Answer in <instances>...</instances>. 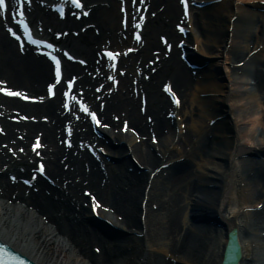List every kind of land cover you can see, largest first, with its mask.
<instances>
[{
  "label": "bare ground",
  "instance_id": "6f19581e",
  "mask_svg": "<svg viewBox=\"0 0 264 264\" xmlns=\"http://www.w3.org/2000/svg\"><path fill=\"white\" fill-rule=\"evenodd\" d=\"M27 1L25 16L78 57L62 62L61 77L74 80L72 94L98 126L60 106L62 79L52 98L9 99L0 90V242L36 264H221L233 233L234 264H264V0H204L185 35L172 28L185 21L178 0H84L73 10L90 11L83 20L57 18L54 0ZM14 3L0 9V88L37 97L53 68L34 49L19 50ZM135 22L143 37L125 54ZM177 39L188 46L187 65ZM103 43L115 49L114 72L96 54ZM162 79L178 104L156 90ZM167 111L181 117L178 132ZM98 145L120 162L102 168L88 153ZM36 160L47 182L28 175Z\"/></svg>",
  "mask_w": 264,
  "mask_h": 264
},
{
  "label": "snow or ice",
  "instance_id": "6c2138e0",
  "mask_svg": "<svg viewBox=\"0 0 264 264\" xmlns=\"http://www.w3.org/2000/svg\"><path fill=\"white\" fill-rule=\"evenodd\" d=\"M20 2V0H17V3H19ZM74 2H77V0H74ZM182 2L185 4V11H187V0H182ZM8 6H7V4H6V0H0V9H6ZM21 15H23V12H21ZM21 23H23V21H21ZM25 30L27 31V26H25ZM14 36L16 35V33L15 32H13L12 33ZM137 38H139V36L137 37ZM32 38H31V36L29 35V40H31ZM32 43H43V41H39V42H37V41H32ZM49 47L51 48L52 47V45H49ZM109 55H111V53H109ZM51 59L53 60V61H55L56 62V72H55V79L57 80V81H59V79H60V66H59V61L57 60V57L56 56H51ZM2 83H4L3 81H0V84H2ZM69 86H71V83H72V81L70 80L69 82ZM52 88H53V85H49L48 86V89H49V92L51 93V91H52ZM4 91H9L8 89H3ZM14 94H16V95H21V93H19V92H17V93H14ZM27 98V97H26ZM84 111H88V109H87V107H84ZM92 117H93V119L95 120L96 119V117H95V113H93L92 114ZM41 171H43V164H41Z\"/></svg>",
  "mask_w": 264,
  "mask_h": 264
},
{
  "label": "rangeland",
  "instance_id": "374dc122",
  "mask_svg": "<svg viewBox=\"0 0 264 264\" xmlns=\"http://www.w3.org/2000/svg\"><path fill=\"white\" fill-rule=\"evenodd\" d=\"M226 80H222V82H225ZM163 83V79L162 80H160L159 81V85L158 86H156V90L158 91V92H160V84H162ZM161 94H162V92H161ZM161 96H163V94L161 95Z\"/></svg>",
  "mask_w": 264,
  "mask_h": 264
},
{
  "label": "water",
  "instance_id": "95a60500",
  "mask_svg": "<svg viewBox=\"0 0 264 264\" xmlns=\"http://www.w3.org/2000/svg\"><path fill=\"white\" fill-rule=\"evenodd\" d=\"M231 242V241H230Z\"/></svg>",
  "mask_w": 264,
  "mask_h": 264
}]
</instances>
